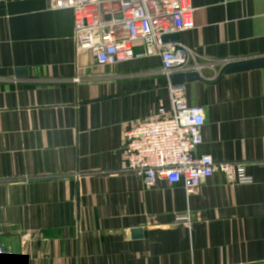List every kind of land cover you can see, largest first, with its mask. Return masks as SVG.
Segmentation results:
<instances>
[{
    "label": "crops",
    "instance_id": "obj_1",
    "mask_svg": "<svg viewBox=\"0 0 264 264\" xmlns=\"http://www.w3.org/2000/svg\"><path fill=\"white\" fill-rule=\"evenodd\" d=\"M190 4L176 41L201 76L184 83L205 116L195 154L253 179L217 172L193 195L124 171L125 131L171 110L161 59L100 66L77 51L72 11L0 1V247L14 264H264V68L222 74L264 58V0Z\"/></svg>",
    "mask_w": 264,
    "mask_h": 264
},
{
    "label": "built area",
    "instance_id": "obj_2",
    "mask_svg": "<svg viewBox=\"0 0 264 264\" xmlns=\"http://www.w3.org/2000/svg\"><path fill=\"white\" fill-rule=\"evenodd\" d=\"M4 1V0H0ZM56 10L74 15V38L78 52H88L100 66H112L140 58L159 57L161 73L193 71L187 50L178 41L163 37L193 26L190 0H50ZM142 48V53L136 50ZM231 63L224 64L226 67ZM171 110L161 104L148 119L134 122L124 133V171L141 178L146 187L158 180L184 184L188 195L199 193L202 183L217 172L230 184H252L244 167L216 163L197 156L203 143L204 110L188 103L184 84H169ZM189 216L177 222L187 223ZM14 256L0 247V264H14Z\"/></svg>",
    "mask_w": 264,
    "mask_h": 264
},
{
    "label": "water",
    "instance_id": "obj_3",
    "mask_svg": "<svg viewBox=\"0 0 264 264\" xmlns=\"http://www.w3.org/2000/svg\"><path fill=\"white\" fill-rule=\"evenodd\" d=\"M179 40V34H171L163 37L164 42ZM264 68V58H259L255 60L236 62L228 65L223 69V75H229L234 73H240L244 71L254 70ZM201 78L200 74L197 72H182L176 73L170 76V82L173 85H180L190 81H196ZM138 236H141V231L137 230L134 232Z\"/></svg>",
    "mask_w": 264,
    "mask_h": 264
}]
</instances>
